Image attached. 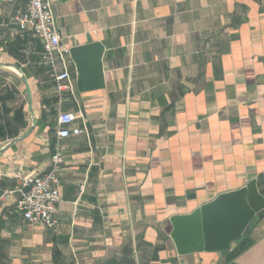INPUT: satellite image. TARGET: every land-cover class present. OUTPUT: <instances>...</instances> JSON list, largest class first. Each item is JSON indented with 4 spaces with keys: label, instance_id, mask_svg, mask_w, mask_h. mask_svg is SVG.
I'll list each match as a JSON object with an SVG mask.
<instances>
[{
    "label": "crops",
    "instance_id": "obj_1",
    "mask_svg": "<svg viewBox=\"0 0 264 264\" xmlns=\"http://www.w3.org/2000/svg\"><path fill=\"white\" fill-rule=\"evenodd\" d=\"M27 1L0 0V264H264V210L224 252L180 256L170 238L171 217L220 194L254 180L264 197V0H51L64 46L103 47L104 87L83 92L73 63L58 91L15 24ZM62 112L82 133L59 142L47 230L14 208Z\"/></svg>",
    "mask_w": 264,
    "mask_h": 264
},
{
    "label": "water",
    "instance_id": "obj_2",
    "mask_svg": "<svg viewBox=\"0 0 264 264\" xmlns=\"http://www.w3.org/2000/svg\"><path fill=\"white\" fill-rule=\"evenodd\" d=\"M68 53L77 71L78 90L102 89L101 44L87 38L86 43L73 46ZM262 210L264 197L258 193L253 180L241 189L218 195L190 214L171 217L170 238L180 256L224 252L232 243L238 244L250 234L252 220Z\"/></svg>",
    "mask_w": 264,
    "mask_h": 264
},
{
    "label": "built area",
    "instance_id": "obj_3",
    "mask_svg": "<svg viewBox=\"0 0 264 264\" xmlns=\"http://www.w3.org/2000/svg\"><path fill=\"white\" fill-rule=\"evenodd\" d=\"M15 24L41 41L42 61L51 68L57 90L61 91L64 87L62 83L69 81L67 66L72 64V61L69 58V49L61 43V38L55 30L51 0H28L24 12L15 18ZM57 61L63 68L60 74L56 73ZM57 125V142L51 155L49 169L44 174L26 176L21 180V187L18 190L20 197L14 208V213L20 215L28 225H39L47 230H53L56 226L55 214L60 201L59 186L64 148L59 142L82 133L74 126L72 114L67 112L58 115ZM4 197L3 195L0 201Z\"/></svg>",
    "mask_w": 264,
    "mask_h": 264
},
{
    "label": "trees",
    "instance_id": "obj_4",
    "mask_svg": "<svg viewBox=\"0 0 264 264\" xmlns=\"http://www.w3.org/2000/svg\"><path fill=\"white\" fill-rule=\"evenodd\" d=\"M241 247H239L240 251L239 252H236V253H233L231 258H234L237 254H239L242 250H244V243H241L240 244Z\"/></svg>",
    "mask_w": 264,
    "mask_h": 264
}]
</instances>
